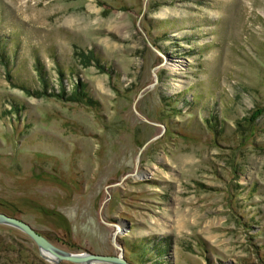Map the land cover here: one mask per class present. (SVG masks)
Masks as SVG:
<instances>
[{
    "label": "rangeland",
    "instance_id": "obj_1",
    "mask_svg": "<svg viewBox=\"0 0 264 264\" xmlns=\"http://www.w3.org/2000/svg\"><path fill=\"white\" fill-rule=\"evenodd\" d=\"M0 213L71 254L264 264V0H0ZM0 264L79 263L0 224Z\"/></svg>",
    "mask_w": 264,
    "mask_h": 264
},
{
    "label": "water",
    "instance_id": "obj_2",
    "mask_svg": "<svg viewBox=\"0 0 264 264\" xmlns=\"http://www.w3.org/2000/svg\"><path fill=\"white\" fill-rule=\"evenodd\" d=\"M0 224L14 227L25 233L38 246L42 256H44L45 251L56 257L55 262L70 261L79 264H129L124 258H122V254H120L119 256H103L92 253L71 254L64 251H60L55 248L43 235L34 230L29 224L15 217H10L2 213H0Z\"/></svg>",
    "mask_w": 264,
    "mask_h": 264
},
{
    "label": "trees",
    "instance_id": "obj_3",
    "mask_svg": "<svg viewBox=\"0 0 264 264\" xmlns=\"http://www.w3.org/2000/svg\"><path fill=\"white\" fill-rule=\"evenodd\" d=\"M20 62H21V63H19V66L23 65L24 62H22V61H20ZM59 68H61V67H59ZM61 69H62V68H61ZM59 74H60V76H61V78H62V77H63V76H62V72L59 71ZM61 81H62V80H61ZM46 84H47V83H45L44 86H46ZM21 85L23 86L24 84H21ZM25 88H27V87L24 86V87L22 88V90L27 91ZM27 92H28V91H27ZM74 95H75V96H74L75 99H73V100H72L71 98H69V99H65V97H64L63 95L59 96V98H60L61 100H65L66 102H72V101L75 102V101H76V93H75Z\"/></svg>",
    "mask_w": 264,
    "mask_h": 264
},
{
    "label": "bare ground",
    "instance_id": "obj_4",
    "mask_svg": "<svg viewBox=\"0 0 264 264\" xmlns=\"http://www.w3.org/2000/svg\"><path fill=\"white\" fill-rule=\"evenodd\" d=\"M173 67L175 68L176 66L173 65ZM44 251V250H43ZM47 261L49 262H55L56 261V257H54L53 255L47 253L44 251V256H43ZM92 264V263H91Z\"/></svg>",
    "mask_w": 264,
    "mask_h": 264
}]
</instances>
